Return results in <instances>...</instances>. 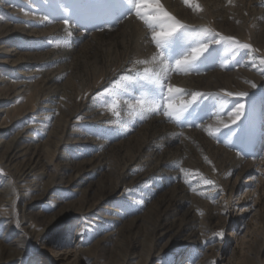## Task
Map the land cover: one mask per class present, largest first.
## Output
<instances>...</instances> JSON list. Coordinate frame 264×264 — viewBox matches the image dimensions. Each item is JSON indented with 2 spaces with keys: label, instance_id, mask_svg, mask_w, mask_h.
<instances>
[{
  "label": "rangeland",
  "instance_id": "1",
  "mask_svg": "<svg viewBox=\"0 0 264 264\" xmlns=\"http://www.w3.org/2000/svg\"><path fill=\"white\" fill-rule=\"evenodd\" d=\"M161 3L197 31L207 26L252 45L212 44L198 67L171 72L164 85L165 96L170 83L185 90L184 99L192 92L249 93L227 98L221 113L226 122L228 111L245 105L236 124H217L215 95L198 97L183 123L170 121L163 107L130 113L125 102L150 86L143 69L156 70L151 58L157 49L134 13L120 15V0H0V122L11 124L2 126L8 130L3 137L16 135L13 128L24 130L22 140L41 154L45 182L73 179L70 187L38 199L13 195L15 219L0 213V240L15 246L24 239L12 264H54L45 250H62L67 242L77 264H142L155 234L179 238L150 264H264V0H193L201 10L183 0ZM16 83L24 95L13 96ZM114 99L119 117L108 108ZM25 103L30 109L18 117ZM208 125L220 130L209 135ZM61 136L47 169V151ZM0 178L18 183L15 168L1 161ZM55 200L58 221L33 239L21 226L19 208L27 203L29 219L42 211L48 221ZM85 200L97 208L76 212ZM237 205L250 209L242 214ZM36 225L46 227L39 220ZM221 231L222 237L215 235Z\"/></svg>",
  "mask_w": 264,
  "mask_h": 264
},
{
  "label": "snow or ice",
  "instance_id": "2",
  "mask_svg": "<svg viewBox=\"0 0 264 264\" xmlns=\"http://www.w3.org/2000/svg\"><path fill=\"white\" fill-rule=\"evenodd\" d=\"M183 2L188 6H192L194 10H201L199 3L194 4L193 0H183ZM120 6L122 8L120 12L121 16L134 13L144 23L145 27L150 31L151 39L157 49V52L151 58V62L156 66V70L152 67H145L143 69V77L150 82V86L147 87V90L140 97L134 98V102H125L131 114L143 116L147 111L155 112L163 107V114L170 121L183 123L185 113L189 111V108L198 97L215 95L219 97L215 113L218 125L227 128L229 124H236L241 119L245 108L243 103H237L231 111L227 112L229 118L227 122L221 113L228 106L229 100L227 98L236 96L246 97L249 95L247 92L234 93L225 91L223 96L218 93L205 94L192 92L189 99H184L185 90L170 83L167 84V95L165 96L164 85L169 79L171 72L175 71L187 74L190 70L198 67L197 62L205 56V53L209 52L210 45L212 44H218L223 40L231 42L232 45L242 49H252V45L241 43L235 37L221 36L218 33H214L207 26H203L197 31L193 29V26L183 24L172 13L167 11L161 0H120ZM64 23L67 25L69 22L65 20ZM67 36L70 37L71 33L68 32ZM216 36H220V39L217 40ZM201 37L204 39H201ZM205 39L207 42H205ZM189 41L191 43H188ZM253 51L256 50L253 49ZM172 61H174V66L171 63ZM135 63L148 65L150 61L137 60ZM261 63H264V58H261ZM221 66L223 67L224 64L222 63ZM126 79L128 77H121V80ZM246 83L251 84L253 88L256 87L254 82L246 81ZM158 100L161 103H158ZM119 105L120 101L115 99L108 105L109 110L117 117L120 115L118 111ZM205 130L208 131L209 135H213L214 131L218 132L220 130V127H216L213 130V126L208 125ZM174 135L181 134L177 133ZM182 171L184 170L182 169ZM199 175L205 184H214V181L204 178L203 174ZM200 194L203 195V193ZM215 235L222 237L223 232H217Z\"/></svg>",
  "mask_w": 264,
  "mask_h": 264
},
{
  "label": "bare ground",
  "instance_id": "3",
  "mask_svg": "<svg viewBox=\"0 0 264 264\" xmlns=\"http://www.w3.org/2000/svg\"><path fill=\"white\" fill-rule=\"evenodd\" d=\"M12 86H13L12 87L13 92H15V93H13V96L15 94L17 95V93H19L20 95L24 93V90L20 89V88H22V86L20 84H18V83L12 84ZM36 102L38 103V98L33 99L31 101L30 108L35 107ZM27 103H25V105L23 104L24 105L23 108H21L20 112L17 114L18 117L25 114L28 111V109H30V108L26 107ZM1 112L2 111L0 110V113ZM12 121H13V119H12ZM2 126L5 128H11L10 127L11 124L7 121H1L0 122V161L2 162V165L6 168H8V167L15 168L18 183L16 184V182H15V184L13 185V184H10V180H7L6 178H0V213H3V215H5L8 219H11V218L15 219L14 214L12 213V209L14 208L13 204H16V202L13 201L14 200L13 195H16V197H18L21 201H23V200L26 201V198L29 196L33 197V198L36 197V199H38L37 197H44L46 194L52 192L57 187H65V188L70 187V185L72 183L71 180H73V179L66 181L62 178V179H59V181H56V180L48 181L47 180L48 182L47 181L45 182L44 177L47 176V172L45 169H44V171L40 170V168L38 166V164L40 163L41 154L37 149L33 150L31 148L30 143L22 140V137H24L23 136L24 130H18L17 131L16 128H13L16 131V135H13L11 138L9 137L6 140V139H4L3 136L8 134V130L5 132L2 131ZM27 127L28 126H26V128ZM2 132H4V133H2ZM26 135H28V134H26ZM62 141H63L62 136L57 138L55 140V150L51 149V150L47 151V154H48L49 158L51 159L47 163V169H48V166L53 165L51 163H53V160L55 159V156H56L55 151H56V149H58V147L60 146ZM16 161H18L19 165H16V163H17ZM14 162H16V163H14ZM42 169H43V167H42ZM62 169H64V168H62ZM8 186L13 188V189H11V188L8 189ZM37 192L38 193L40 192V193L38 194ZM248 192H249V188L246 189L245 191H243V193H241V194L242 195L248 194ZM26 204L27 203H24L19 208L21 215H22V221H23V224H21V226L23 229H25L28 232V234L33 239L37 240L44 234L45 229L49 225L58 221L59 217L57 216L56 209L60 205V202L58 200H55L53 202V204L56 206V208H54L55 210L53 209L55 211L54 212L55 214H53L51 219H49L48 221H46V219H48V217L46 215H44V213L42 211L38 214L39 216H35V218L29 219L28 218L29 207ZM88 204H89V200H85V202H83L81 204V206L79 208H77L75 211L81 212V213L82 212H91L97 208L96 204H90V205H88ZM7 206H10V207L12 206V208L10 209ZM2 207L5 208L4 211H2V209H1ZM237 207L239 208L238 211L242 214H244L243 212H245L246 209H250L249 207L245 208V206H240V205H237ZM40 217H42L43 220ZM38 220L42 224L45 222L46 227L41 229V230H40V228L37 229L36 221H38ZM158 226H159V224H158ZM35 228H36L37 232H36ZM178 238H179V236L177 234L176 235L175 234H171V235H164L163 234V236H161V237H158V235L155 234L152 238V241H151L149 247L146 250L147 252H146L145 256L143 257L142 264H150L151 260L154 257H157L160 254H162L165 250H167L169 248V246L176 244L178 241ZM18 239H17V241L15 240L16 244H15V246L13 245L14 247L6 244V242L4 240H0V264H12L13 262H15V260L18 259V256L22 253L23 240H24V239L22 240V237H19ZM162 241H164L163 245L160 246ZM71 244H72V242L65 243L62 250L51 251V250L46 249L45 255L54 264H64V262H68V264H77L76 262H78L80 258L77 254L71 253V250H72ZM60 251H62L63 253L61 254ZM142 253L140 252V254H142ZM119 264H126L125 260H124V262H120Z\"/></svg>",
  "mask_w": 264,
  "mask_h": 264
}]
</instances>
